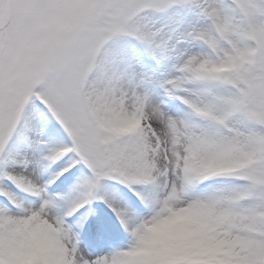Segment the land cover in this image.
<instances>
[{"label":"snow or ice","instance_id":"snow-or-ice-1","mask_svg":"<svg viewBox=\"0 0 264 264\" xmlns=\"http://www.w3.org/2000/svg\"><path fill=\"white\" fill-rule=\"evenodd\" d=\"M0 264H264V0H0Z\"/></svg>","mask_w":264,"mask_h":264}]
</instances>
